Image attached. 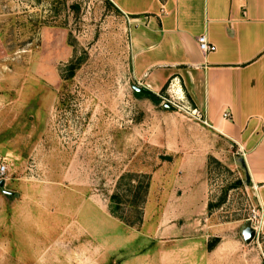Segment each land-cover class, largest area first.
Returning <instances> with one entry per match:
<instances>
[{"label": "rangeland", "instance_id": "374dc122", "mask_svg": "<svg viewBox=\"0 0 264 264\" xmlns=\"http://www.w3.org/2000/svg\"><path fill=\"white\" fill-rule=\"evenodd\" d=\"M134 87L127 22L105 0H0V264H184L169 245L185 227L213 244L262 223L235 154L208 160L205 216H170L190 175L160 131L178 121Z\"/></svg>", "mask_w": 264, "mask_h": 264}, {"label": "crops", "instance_id": "0c3cea01", "mask_svg": "<svg viewBox=\"0 0 264 264\" xmlns=\"http://www.w3.org/2000/svg\"><path fill=\"white\" fill-rule=\"evenodd\" d=\"M105 1L127 22L133 82L156 96L174 81L185 105L202 117L161 114L178 121L160 131L162 152L179 155L178 167L190 175L170 216H205L208 160L235 154L262 222L251 245L215 235L213 244L196 243L185 227L184 238L169 245L172 256L184 264H264V0ZM200 37L214 51L203 53Z\"/></svg>", "mask_w": 264, "mask_h": 264}, {"label": "built area", "instance_id": "2783aa9c", "mask_svg": "<svg viewBox=\"0 0 264 264\" xmlns=\"http://www.w3.org/2000/svg\"><path fill=\"white\" fill-rule=\"evenodd\" d=\"M198 45L200 50L203 53H209L214 51V47L210 45L205 37H200L198 39ZM137 86L141 89H144L143 85L140 82L136 83ZM176 85L174 81H171L165 91V93L161 95H156V97L160 100V104L162 106L169 105L173 108V111H178L180 113H183L184 115L196 120L201 121L202 117L200 113H198L196 110H191L189 107H187L184 103V98L181 97L177 91H176ZM4 168L2 167L1 173L3 174ZM254 218L256 220V213L254 212ZM253 230L255 231V241L259 240L262 234L261 231V225H254ZM263 256V254H262Z\"/></svg>", "mask_w": 264, "mask_h": 264}, {"label": "trees", "instance_id": "16d2710c", "mask_svg": "<svg viewBox=\"0 0 264 264\" xmlns=\"http://www.w3.org/2000/svg\"><path fill=\"white\" fill-rule=\"evenodd\" d=\"M78 68V65H75L73 63H71L68 67H67V71H69V78H71L73 76V73L75 72V70ZM144 94H142L143 96H145L146 98L150 99L153 102H158L160 103V100L153 94H151L150 92H148L147 90H143ZM128 177V176H127ZM129 177L132 178L131 175H129ZM135 178V177H134ZM137 178V177H136ZM133 182V181H132ZM133 189L132 192V199L130 201V207H133L134 209L138 210V222H140L141 220V209L146 201L147 195H148V190H149V179L147 177H144V181L140 182L138 181V183L136 184V186L131 187ZM113 201H118V203L120 202V198L117 197L116 195H112L110 197V213L112 216H114L116 219L122 221V222H126V217H124L123 215H120L117 213V209L120 207V204H117L115 207L112 205Z\"/></svg>", "mask_w": 264, "mask_h": 264}, {"label": "water", "instance_id": "95a60500", "mask_svg": "<svg viewBox=\"0 0 264 264\" xmlns=\"http://www.w3.org/2000/svg\"><path fill=\"white\" fill-rule=\"evenodd\" d=\"M133 89L136 91V93L144 94L143 89H140L139 87H134ZM164 108L167 110L173 111V108L170 107L169 105H165ZM2 185H3V182L1 181L0 186ZM243 239L246 244H250L255 239V231L253 230V228L250 227V225H247L245 227L243 231Z\"/></svg>", "mask_w": 264, "mask_h": 264}]
</instances>
